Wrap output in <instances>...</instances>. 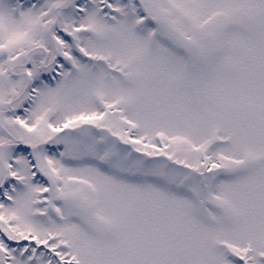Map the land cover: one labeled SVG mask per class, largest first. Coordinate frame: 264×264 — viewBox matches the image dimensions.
Instances as JSON below:
<instances>
[{
    "label": "snow or ice",
    "instance_id": "obj_1",
    "mask_svg": "<svg viewBox=\"0 0 264 264\" xmlns=\"http://www.w3.org/2000/svg\"><path fill=\"white\" fill-rule=\"evenodd\" d=\"M0 264H264V0H0Z\"/></svg>",
    "mask_w": 264,
    "mask_h": 264
}]
</instances>
